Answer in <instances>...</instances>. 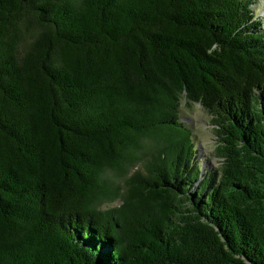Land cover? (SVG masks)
<instances>
[{"label": "trees", "instance_id": "trees-1", "mask_svg": "<svg viewBox=\"0 0 264 264\" xmlns=\"http://www.w3.org/2000/svg\"><path fill=\"white\" fill-rule=\"evenodd\" d=\"M255 5L0 0V264H264Z\"/></svg>", "mask_w": 264, "mask_h": 264}, {"label": "rangeland", "instance_id": "rangeland-1", "mask_svg": "<svg viewBox=\"0 0 264 264\" xmlns=\"http://www.w3.org/2000/svg\"><path fill=\"white\" fill-rule=\"evenodd\" d=\"M255 4L256 17L262 21L264 27V0H255ZM180 118L193 132L194 142L198 150L197 158L201 169H216L220 161L213 157L216 141L206 110L198 104L187 107L182 103Z\"/></svg>", "mask_w": 264, "mask_h": 264}]
</instances>
